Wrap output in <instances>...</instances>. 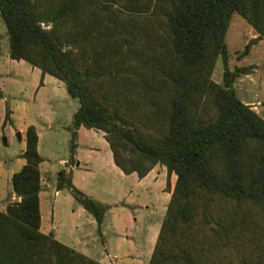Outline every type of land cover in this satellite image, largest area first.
Here are the masks:
<instances>
[{"label":"trees","instance_id":"1","mask_svg":"<svg viewBox=\"0 0 264 264\" xmlns=\"http://www.w3.org/2000/svg\"><path fill=\"white\" fill-rule=\"evenodd\" d=\"M234 14L264 38V0H0L10 58L78 101L73 154L83 126L104 133L124 174L143 178L159 164L176 175L149 264H205L228 246L237 223L218 211L223 202L256 207L264 220V119L235 92L249 68H229ZM219 56L221 84L211 79ZM25 136V163L10 178L18 200L0 210V264H101L40 230L33 125ZM67 187L100 228L109 206L61 170L57 190Z\"/></svg>","mask_w":264,"mask_h":264},{"label":"rangeland","instance_id":"2","mask_svg":"<svg viewBox=\"0 0 264 264\" xmlns=\"http://www.w3.org/2000/svg\"><path fill=\"white\" fill-rule=\"evenodd\" d=\"M257 36L258 33L242 16L234 14L226 31L225 42L229 68L231 70L236 66L249 68L248 74H240L234 81L237 97L264 119V38L259 39ZM247 44L248 49L244 53ZM8 46L6 27L0 17V81L5 85L6 98L11 106L15 107L17 118L31 119L30 121L36 122L39 126L38 149L44 160L41 170L53 171L49 180L57 188L59 172L61 170L66 172L63 167L74 164L76 147L73 154L70 128L78 101L67 94L63 82L51 75H47L43 85L40 70L33 68L24 60L11 59L8 55ZM222 73L223 63L219 56L211 79L221 84ZM7 76L11 79L9 82L5 79ZM41 82L40 90L37 92ZM6 112L8 116L5 118ZM2 115L5 127H1ZM9 119L8 106L4 113L0 103V156L7 153L13 155L12 159L15 160L17 157L14 155L20 152L21 144L16 133L8 132ZM83 130L85 132L83 138L75 140L76 144L79 142V153L83 155L88 153L89 148L86 145L95 147L94 149L99 151V160L98 162L89 160L88 169L78 171L76 187L92 199L109 206L104 214L107 226L117 221L127 227L131 237V245L126 248L127 262L149 264L176 175L173 173L168 175L165 166L158 164L152 168V173L146 179L138 176L139 179L136 177L121 179L117 175L118 169L113 163L104 133L102 137V131ZM61 160H66L67 163L63 166L60 164ZM15 167L11 161L9 168ZM66 174L71 180L70 172ZM1 179L0 210H4L5 204L18 198L9 193L12 189L10 180L5 182ZM56 201V232L59 242L80 253L83 251L88 253L82 254L101 264L117 262L124 264L116 259L100 260L102 240L97 227L91 234L84 233V230L90 231L91 227L89 228L86 223L92 217L76 202L68 187L62 189ZM218 211L234 216L237 223L236 238L228 246L220 247L219 251L208 254L205 264H264V220L260 210L253 206L237 207L223 202ZM130 218L134 225H129Z\"/></svg>","mask_w":264,"mask_h":264},{"label":"crops","instance_id":"3","mask_svg":"<svg viewBox=\"0 0 264 264\" xmlns=\"http://www.w3.org/2000/svg\"><path fill=\"white\" fill-rule=\"evenodd\" d=\"M33 68H36V67H33ZM47 75L48 74L42 75L41 79L43 80V85H44V81L46 80ZM5 79L8 80V82L9 80H11L10 78H8V76ZM41 84L42 82L37 87V92H39ZM0 89L3 93V97L0 99L2 110L5 113L6 106H8V109L10 111V119L7 123L9 126L8 132L12 134L16 133V136H17V133H19V136L17 137L21 144L20 152L14 155L17 157L15 160L12 159L13 155L11 156L7 153H4L0 156V179L3 178L1 180H5L6 182L7 180H10L12 174L18 171L25 163V159L21 157V154L24 151L25 146H26L25 132H26L27 127L30 125H33L35 127L37 136H38V146H39V138H40L39 134L40 133H39V126L37 125L36 122L30 121L31 119H28L25 117H23L21 120L17 118L16 109L15 107L11 106V104L9 103V100L6 98L5 85L1 81H0ZM5 101H8V102L6 103ZM3 121H4V115H2L1 127H5V125L3 126ZM83 129H87V128L80 126L77 129L76 131L77 141H79L80 138H83L84 133H85ZM97 131H100V130H97ZM102 137H103V132H102ZM6 142L8 143L7 139H6ZM78 145H79V142L76 144L75 158L73 155V158H74L73 165L64 166L67 163V161L66 160L60 161V164L64 166L63 168L66 169V172L68 171L70 172L71 182L74 186L77 185L76 180L78 178L77 176L78 171H82L83 169H88L87 166L90 163L89 160L91 159L94 161L96 160V162H98L99 160L98 149H94L95 147L86 145L89 148L87 151L90 154L88 155L87 153L86 155H83V153L82 154L79 153ZM38 153L42 157V155L39 152V149H38ZM11 161H13L14 165L16 166L15 169L9 168V164ZM43 162L44 160L42 157V161L39 164L40 182H41V190L39 192V209H40V216H41L40 230L45 234H48L51 232L54 235V238L58 240V233L56 232V224H57L56 197L61 193L62 189L57 190L56 186L53 185L52 182H50L49 179L51 175H53V171H50L49 169L48 170L45 169L44 171L41 170V165L43 164ZM115 167L117 166L115 165ZM116 169H118L117 175H119L121 179H125V177H136L137 179H139L136 173L124 174L118 167ZM152 171L153 169L149 171V173L146 176H144L142 179H146V177H148L152 173ZM9 193L10 195H13L12 189ZM6 205L7 204H5V207ZM129 221H130L129 225L134 223L133 220H131V218L129 219ZM86 224L88 225L89 228L91 227L90 231L84 230V233H86V235L91 234V231H93L94 228L97 227V232L99 234V237L102 240V244L100 246L102 250L101 255H100L101 257L100 260L116 259L117 261H122L124 264H129V262H127L126 260V255H127L126 248L131 245V237L129 236L130 233L127 232V227H125V225L123 226L121 222L113 221L112 225L107 226L105 222V217L103 218V222L100 228L97 226L96 221L94 220L93 217L89 218ZM76 228H78V226H76ZM82 253H85V252L83 251ZM85 254L88 255V253H85ZM117 264H120V262L119 263L117 262Z\"/></svg>","mask_w":264,"mask_h":264},{"label":"water","instance_id":"4","mask_svg":"<svg viewBox=\"0 0 264 264\" xmlns=\"http://www.w3.org/2000/svg\"><path fill=\"white\" fill-rule=\"evenodd\" d=\"M17 136H19V133H17Z\"/></svg>","mask_w":264,"mask_h":264}]
</instances>
